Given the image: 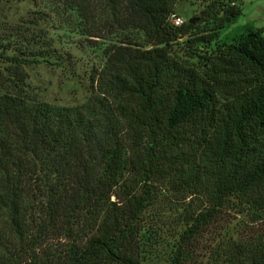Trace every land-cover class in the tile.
Instances as JSON below:
<instances>
[{
	"label": "trees",
	"instance_id": "obj_1",
	"mask_svg": "<svg viewBox=\"0 0 264 264\" xmlns=\"http://www.w3.org/2000/svg\"><path fill=\"white\" fill-rule=\"evenodd\" d=\"M49 1L85 33L120 35L86 99L63 105L26 81L25 64L56 58L29 27L41 11L1 27L0 264H264L263 233L224 242L209 262L190 249L231 202L264 219L263 31L249 21L225 31L234 0H208L200 31L168 19L173 0ZM183 34L196 65L171 52ZM158 178L198 201L162 263L141 217Z\"/></svg>",
	"mask_w": 264,
	"mask_h": 264
},
{
	"label": "rangeland",
	"instance_id": "obj_2",
	"mask_svg": "<svg viewBox=\"0 0 264 264\" xmlns=\"http://www.w3.org/2000/svg\"><path fill=\"white\" fill-rule=\"evenodd\" d=\"M207 1L173 0L172 11L182 19V23L193 17L190 23L195 27L191 30H198L204 28L199 16ZM234 1L240 6V14L225 31L249 21L264 33V0ZM1 5L0 31L5 23L20 22L27 14L31 15L30 11H41L36 24L29 27L40 29L54 49L56 58L51 57L54 63L42 61L24 65L29 87L39 98L51 103L72 105L84 101L91 89L89 86L91 70L102 64L104 46L116 41L120 34L97 30H94V34L85 33L84 21L79 16L49 0H2ZM187 36L183 34L175 39L170 49L177 59L196 65L200 58L190 53L191 49L184 41ZM197 47L203 49L201 46ZM10 52L8 49L5 53ZM2 64L0 62V65ZM148 182L151 183L152 197L141 216L146 228L144 236L149 241H154L151 247L159 252L155 262L162 263L163 260L159 258L164 257L178 240L183 227L182 211L188 204L190 207H197L198 201L185 194V191H176L178 186L172 184L170 178L169 180L158 178L154 182ZM239 209L235 208L232 202L229 206L223 207L218 216L206 226L205 231L192 240L190 249L193 260L213 261L212 257L216 251H220L224 242L264 234V219L251 222L247 210Z\"/></svg>",
	"mask_w": 264,
	"mask_h": 264
},
{
	"label": "built area",
	"instance_id": "obj_3",
	"mask_svg": "<svg viewBox=\"0 0 264 264\" xmlns=\"http://www.w3.org/2000/svg\"><path fill=\"white\" fill-rule=\"evenodd\" d=\"M168 19L175 25H178L182 22V19L173 11L169 13Z\"/></svg>",
	"mask_w": 264,
	"mask_h": 264
},
{
	"label": "water",
	"instance_id": "obj_4",
	"mask_svg": "<svg viewBox=\"0 0 264 264\" xmlns=\"http://www.w3.org/2000/svg\"><path fill=\"white\" fill-rule=\"evenodd\" d=\"M193 19H194L193 17L188 18V22H192Z\"/></svg>",
	"mask_w": 264,
	"mask_h": 264
}]
</instances>
